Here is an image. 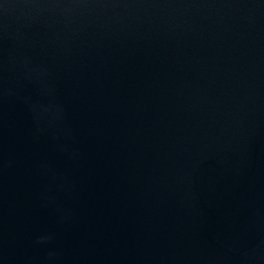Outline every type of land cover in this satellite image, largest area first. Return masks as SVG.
<instances>
[{"label": "water", "instance_id": "1", "mask_svg": "<svg viewBox=\"0 0 264 264\" xmlns=\"http://www.w3.org/2000/svg\"><path fill=\"white\" fill-rule=\"evenodd\" d=\"M0 264H264V0H0Z\"/></svg>", "mask_w": 264, "mask_h": 264}]
</instances>
